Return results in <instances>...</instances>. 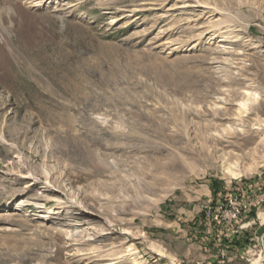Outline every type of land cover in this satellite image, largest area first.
Listing matches in <instances>:
<instances>
[{"label": "rangeland", "instance_id": "obj_1", "mask_svg": "<svg viewBox=\"0 0 264 264\" xmlns=\"http://www.w3.org/2000/svg\"><path fill=\"white\" fill-rule=\"evenodd\" d=\"M259 193L264 0H0V264H251Z\"/></svg>", "mask_w": 264, "mask_h": 264}, {"label": "crops", "instance_id": "obj_2", "mask_svg": "<svg viewBox=\"0 0 264 264\" xmlns=\"http://www.w3.org/2000/svg\"><path fill=\"white\" fill-rule=\"evenodd\" d=\"M246 190H247V188H246ZM259 195L261 197H264V193H259ZM236 225L237 224H234V225L233 224L232 225L225 224V226H223L221 228V230L216 232V233H218V235H216L217 237L223 236V238L227 241V243H226L222 239V242L224 243L222 246L217 244V243L212 245L213 246L212 253L216 257L219 255V253H220L219 250L220 249H224L225 250L224 255L229 257L230 260H232L234 258V255L238 254L239 251H244V249H245L244 247L246 246V244H245V240L246 239L244 238V236L246 235V233H245L246 231H243V230L246 229L247 225H243L244 228H242V230H238V228L240 226H238V225L236 226ZM233 241L235 243H233ZM217 242H220V241H217ZM215 256H214V258H215Z\"/></svg>", "mask_w": 264, "mask_h": 264}, {"label": "built area", "instance_id": "obj_3", "mask_svg": "<svg viewBox=\"0 0 264 264\" xmlns=\"http://www.w3.org/2000/svg\"><path fill=\"white\" fill-rule=\"evenodd\" d=\"M246 205H247V203L238 202V201L230 202L227 219L233 223L238 222L239 219L242 218V215L245 213V210L247 208ZM219 252H220L219 254L221 255V257L224 258L225 250L220 249ZM221 264H222V262H221Z\"/></svg>", "mask_w": 264, "mask_h": 264}, {"label": "bare ground", "instance_id": "obj_4", "mask_svg": "<svg viewBox=\"0 0 264 264\" xmlns=\"http://www.w3.org/2000/svg\"><path fill=\"white\" fill-rule=\"evenodd\" d=\"M259 217H260V218L262 219V221L264 222V215L261 214ZM249 250H250V249H249ZM251 264H264V256L261 255L259 258L254 259V260L252 261Z\"/></svg>", "mask_w": 264, "mask_h": 264}, {"label": "trees", "instance_id": "obj_5", "mask_svg": "<svg viewBox=\"0 0 264 264\" xmlns=\"http://www.w3.org/2000/svg\"><path fill=\"white\" fill-rule=\"evenodd\" d=\"M233 243H235L234 241H233ZM237 245V244H236Z\"/></svg>", "mask_w": 264, "mask_h": 264}]
</instances>
